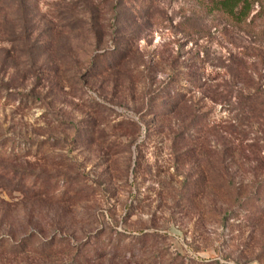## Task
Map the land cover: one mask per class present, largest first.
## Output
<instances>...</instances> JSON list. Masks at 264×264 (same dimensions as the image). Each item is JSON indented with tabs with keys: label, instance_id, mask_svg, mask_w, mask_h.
<instances>
[{
	"label": "rangeland",
	"instance_id": "rangeland-1",
	"mask_svg": "<svg viewBox=\"0 0 264 264\" xmlns=\"http://www.w3.org/2000/svg\"><path fill=\"white\" fill-rule=\"evenodd\" d=\"M207 4L0 0V264H264V0Z\"/></svg>",
	"mask_w": 264,
	"mask_h": 264
},
{
	"label": "trees",
	"instance_id": "trees-1",
	"mask_svg": "<svg viewBox=\"0 0 264 264\" xmlns=\"http://www.w3.org/2000/svg\"><path fill=\"white\" fill-rule=\"evenodd\" d=\"M259 3H261V0H208L207 6L209 11L222 12L234 24L242 26L251 21V19L259 17L264 7L256 11V6ZM248 98L252 101L249 114L258 121L264 116V101L260 99L257 93H253ZM258 192L262 193V188Z\"/></svg>",
	"mask_w": 264,
	"mask_h": 264
}]
</instances>
